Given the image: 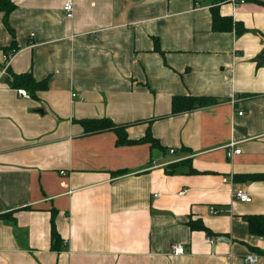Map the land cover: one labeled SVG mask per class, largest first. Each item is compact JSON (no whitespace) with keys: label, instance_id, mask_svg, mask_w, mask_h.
Returning a JSON list of instances; mask_svg holds the SVG:
<instances>
[{"label":"crops","instance_id":"crops-1","mask_svg":"<svg viewBox=\"0 0 264 264\" xmlns=\"http://www.w3.org/2000/svg\"><path fill=\"white\" fill-rule=\"evenodd\" d=\"M67 1L13 0L14 35L0 12V264H264V0ZM175 95L216 101L173 113ZM103 117L133 142L78 121Z\"/></svg>","mask_w":264,"mask_h":264},{"label":"trees","instance_id":"trees-1","mask_svg":"<svg viewBox=\"0 0 264 264\" xmlns=\"http://www.w3.org/2000/svg\"><path fill=\"white\" fill-rule=\"evenodd\" d=\"M214 4H218L220 2L226 0H212ZM16 4L13 0H0V12L4 14V22L8 29L14 35V30L9 24V16L15 10ZM212 22H213V30L214 31H231L235 22L232 17L223 16L218 8V5L213 6L212 8ZM243 30H241L242 32ZM155 49L157 51H162L160 48L159 40L156 39ZM18 50V45L16 42L13 43L11 47V53L14 54ZM9 77L11 78V85L13 88H25L30 94L33 96L36 95L38 91L45 90L48 87L47 80L38 81L35 79L31 72L24 73H15L10 72ZM215 99L208 98L205 96H192V95H175L172 100V112L173 113H181L189 110L196 109L198 107H203L215 103ZM84 127L86 133H94V132H102L108 130H114L117 135V143L119 145L132 143L133 140L128 138L127 134V126L124 124H117L109 117L103 118H85L78 120ZM138 141H147L151 142L152 145H155L157 141L152 137L150 131L143 137H141ZM259 178H264V175L259 176ZM0 217H4V215H0ZM264 217V216H263ZM259 218V219H258ZM260 219H264L262 217H249L248 221L251 228L254 230H259L264 233V225L260 226ZM264 224V223H263ZM258 226V227H257ZM191 227L195 228L197 225L191 223ZM200 229H207L203 224L198 226ZM60 236L56 230L55 224L52 226V247L53 249L59 248Z\"/></svg>","mask_w":264,"mask_h":264},{"label":"built area","instance_id":"built-area-1","mask_svg":"<svg viewBox=\"0 0 264 264\" xmlns=\"http://www.w3.org/2000/svg\"><path fill=\"white\" fill-rule=\"evenodd\" d=\"M228 2H230L231 4H233L235 7H238L239 5L243 4L245 2V0H227ZM64 10L67 14L68 17L72 18L74 15V3L73 1L69 0L67 2H65L64 4ZM11 55L13 54H8L7 55V59L10 60ZM8 67H6L5 71H7ZM19 93L22 96L25 97H30V92L27 89L21 88L19 89ZM76 93L73 94V96H75ZM239 114H243V111H240ZM237 142L236 141H231L228 145V151H227V155L228 157H233L235 154H239L241 153V149L236 147ZM171 152H175L174 149H171ZM225 181L228 180V178H224ZM233 196L234 198H236L237 200H241V201H245V202H250L252 200L251 195L244 189H239V190H235L233 191ZM213 213H217L218 210L217 209H213L212 210ZM206 241L209 243H213L214 242V237L212 236H208L206 238ZM172 252L175 255H181L184 254L186 252V248L183 244H173L172 246ZM246 262L249 264H257L260 260V256L258 254H249L248 256H246L245 258Z\"/></svg>","mask_w":264,"mask_h":264},{"label":"water","instance_id":"water-1","mask_svg":"<svg viewBox=\"0 0 264 264\" xmlns=\"http://www.w3.org/2000/svg\"><path fill=\"white\" fill-rule=\"evenodd\" d=\"M262 56H264V53L262 54ZM256 60L261 63V58L260 57L256 58Z\"/></svg>","mask_w":264,"mask_h":264}]
</instances>
